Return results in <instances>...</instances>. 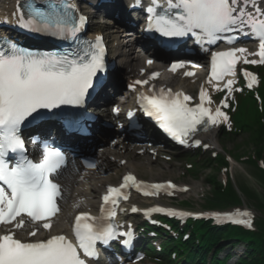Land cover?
<instances>
[{
    "label": "snow or ice",
    "instance_id": "6c2138e0",
    "mask_svg": "<svg viewBox=\"0 0 264 264\" xmlns=\"http://www.w3.org/2000/svg\"><path fill=\"white\" fill-rule=\"evenodd\" d=\"M141 0H136L139 6ZM147 29L165 38L184 37L189 34L200 42L214 44L222 34L240 33L258 39V50L248 53L244 47H230L211 54V77L222 78L235 75V66L242 58L244 63H264V0H149L145 9ZM17 23L24 29L73 42V50L63 52H38L8 43L0 47V264H87L85 258L96 257L97 242L107 244L118 237L128 244L131 230L119 232L111 221L115 217V205L123 195L122 189H141L138 181L128 173L119 187L109 186L103 200L113 205L106 217H93L81 212L75 216L73 233L75 243L65 235H50L46 239L31 241L17 238L15 229L26 223L42 221V227L51 230L50 217L59 211L56 199L61 187L50 176L57 173L65 163L64 154L57 148L43 145L38 161L29 158L21 127L40 109H55L60 105H80L93 87V79L104 70L105 47L102 37L93 40L79 39L87 18L79 14L70 0H24L18 2ZM228 37V43H233ZM259 56L249 60L245 56ZM148 64L152 61L148 60ZM184 63L173 64L171 70L183 67ZM186 72L185 75H192ZM152 73V77L158 76ZM248 86L255 81L252 73ZM137 80L135 84H147ZM211 83V79L209 80ZM234 80L224 85L229 93ZM134 88V85H129ZM206 91L200 92V103L190 107V96L171 89H160L159 93H140L139 102L143 112L154 118L163 130L181 144L188 143L198 126L207 127L227 121V115L219 107L213 112L204 106ZM211 101L209 100V103ZM225 104V101H221ZM225 106H227L225 104ZM118 112L119 109H114ZM129 116L133 113L130 111ZM35 142V141H33ZM200 145V140H195ZM204 147H208L207 144ZM88 167H95L88 164ZM144 195H157L160 189L175 188L174 184H151ZM186 190V189H185ZM128 199L127 195H123ZM104 208L102 207V212ZM133 212L138 211L136 207ZM149 211L167 212L173 216L189 213L156 207ZM217 219L232 220L234 213H214ZM246 219L236 220L252 227L251 213H243ZM36 237L34 228L28 233Z\"/></svg>",
    "mask_w": 264,
    "mask_h": 264
},
{
    "label": "rangeland",
    "instance_id": "374dc122",
    "mask_svg": "<svg viewBox=\"0 0 264 264\" xmlns=\"http://www.w3.org/2000/svg\"><path fill=\"white\" fill-rule=\"evenodd\" d=\"M6 9V8H5ZM110 21V20H109ZM108 21V22H109ZM112 23V22H109ZM111 27H106V26H101L100 29L102 31H105L106 33H111L114 34V30L117 29L116 24L110 25ZM113 45V42H112ZM264 71V68L259 69V78L262 75V72ZM183 87L189 89L190 91L194 85L189 84V82L182 83L181 84ZM245 112L249 113L250 112V117H252L253 121L251 122L250 127L256 126L257 124L260 126L262 124V119H264V80H261L259 83V89L256 92L255 96V101L248 96L246 93H241L237 95V104L235 105L234 108V115H233V128L232 132H234L237 127L240 128V124L237 125L238 120L240 119V113ZM228 112H225V114ZM229 117V116H227ZM249 120V118H247ZM230 123L227 121H224V126L222 129H219V131L214 133L213 136V142L214 145H212V149L209 151V154H221L224 157L226 156H231L235 162L233 161L231 163V169L227 167V170H224V166L218 163L216 160L212 161L210 160L209 163H207L206 158L207 157H202L200 158L201 163L195 162V159L191 156H186L188 155L187 153H176L174 151H171L169 148H164V149H159L156 154H150L147 152L146 145L144 144V141H141L139 143L136 142H130L133 145L140 144L141 146L138 147H125V149L120 148V143H118V136H116L115 132H110L111 134L108 136L110 140L107 145L105 143L107 142L106 139H102L100 143L97 145V149H103L107 148L108 150L115 151L118 150L122 153L120 155L126 157L128 159H124L123 157L121 158L120 156L114 157L112 155H108L109 160H106L110 165L106 167L99 166L96 168L97 170H94L93 172L96 173L97 177L102 178L105 176L108 172L109 173V180L116 183L118 176L122 173L123 168H117L115 170H110L119 166H122L126 164L129 166V170L134 171L140 178L146 179V180H165V179H170L173 180L179 184H185L188 185L190 188V191L186 192L185 194L179 196L176 200L170 202L173 203L174 205L181 206L185 203V200H188L190 203V206H187L188 208L192 210H198V211H206L208 209H217V210H223V211H234L236 206L233 204L227 205L229 208H207L205 207L208 203L206 199L209 196L213 195V186L208 182L209 178L212 176H215L219 182H221L226 174L229 175L230 179L231 177L233 178L234 182H239L240 183V188H242V191L244 193H248L250 191V187L256 189V191L263 193V188L261 187V184L257 179H254L251 174V170L254 166V164L250 162H246V157L251 154L254 149H255V144L253 143L252 140V132H248L246 130H241L237 132L236 134H227L223 135L226 130L229 129ZM222 130V131H221ZM221 131V132H220ZM147 141V140H146ZM121 142L124 143V140L121 138ZM125 144H128L127 142ZM139 149H142V152L139 151ZM128 151V153H127ZM116 152V151H115ZM117 153V152H116ZM237 156H236V155ZM167 157L164 159L162 156ZM132 156H137L132 158ZM236 156V157H235ZM139 157V158H138ZM121 159L125 160L124 163L121 162ZM123 160V161H124ZM199 160V159H198ZM253 163H257L256 160L252 161ZM105 166V164H104ZM136 166V167H135ZM95 168V167H94ZM120 170V171H118ZM126 170V169H124ZM118 171V172H117ZM226 171V172H225ZM117 172V173H116ZM196 172V175L192 176L193 173ZM88 174L90 175L89 180L84 183H78L81 187H84L86 197L83 199L86 202H94V195L95 193L92 191L91 184L98 183V181H92L91 179L95 175L94 173H91L88 171ZM210 176V177H209ZM255 176L258 178L260 175L258 172L255 173ZM103 179V178H102ZM262 181V180H261ZM99 185L101 186V181H99ZM232 182V181H231ZM77 185V183H76ZM250 187H249V186ZM75 186V184H74ZM95 186V187H97ZM80 187V188H81ZM73 188H70L72 190ZM71 192V191H70ZM70 195V193H69ZM85 195L82 193L80 197ZM264 198V195H262ZM67 198V196H66ZM244 199V204L245 206H251L254 207L253 205V198L252 199H247L243 197ZM69 200V199H68ZM66 200L64 202V206L61 207V209H64L60 216L58 221L54 224L58 223H65L69 217L71 216L69 209L67 206L71 207L72 202L70 201L69 203ZM185 206V205H184ZM245 206H243L245 208ZM255 208V207H254ZM151 256L155 257L156 254L154 252H151ZM242 253V252H240ZM226 255L225 251H222V254L218 257L219 259H222ZM178 257L176 260L172 261L174 262L173 264H177L179 261ZM181 262V259H180ZM139 264H170V261L168 260V256L162 257V262H156V261H149V262H143Z\"/></svg>",
    "mask_w": 264,
    "mask_h": 264
},
{
    "label": "bare ground",
    "instance_id": "6f19581e",
    "mask_svg": "<svg viewBox=\"0 0 264 264\" xmlns=\"http://www.w3.org/2000/svg\"><path fill=\"white\" fill-rule=\"evenodd\" d=\"M16 0H10V4L8 7L6 6V10L8 9L9 11L10 10H13L15 7H14V4H15ZM123 3V2H122ZM122 3H120V0H111V2L107 5V8L109 10V13L114 15V14H118V13H121L123 14V6H122ZM125 19L126 17H121L119 23L121 22L124 27L126 26L125 24ZM121 25V24H120ZM130 28H124V29H121V30H117L115 31L114 34H110L108 35V37H113L114 40L117 41V54L120 55V58L118 60V63H117V67H116V70L118 69H122V74L126 77H135L136 75V69H135V64L136 62L131 59V55L135 54L137 52V50L135 49V44L136 43H139L138 39H139V31L137 30V28H134L133 26V23L130 22L129 24H127ZM156 66V62L154 61L153 64H152V68H154ZM179 81V85L181 82H190L188 79H182V78H178ZM172 82V81H170ZM222 119V118H221ZM214 131H211V134H208L205 136L206 140H207V143H211L212 145L214 144L213 142V136H214ZM120 142V141H119ZM130 144L126 145V144H121L120 148H123L125 149V147H129ZM117 153H116V152ZM115 151H111V150H108L107 148H103L101 150H98L97 153L95 154V167L98 168L99 166H102V167H106L108 165H110L106 160H109L110 158H108V155H112L114 157H117L118 155H120V151L118 150H115ZM128 153V151H127ZM128 156V155H127ZM126 156V157H127ZM120 157H123L124 159H128L130 158V156H128V158L120 155ZM134 157H137V156H132V158ZM139 158V157H138ZM111 160V159H110ZM105 164V166H104ZM136 167V166H135ZM117 168H123L121 170L124 171H132V170H129V166H127L126 164L122 165V166H119V167H116V168H113V169H110V170H115ZM126 169V170H124ZM120 171V170H118ZM117 171V172H118ZM116 172V173H117ZM109 173L111 172H108L105 176H103L102 178L100 177H97L96 175L93 176V178L91 179L92 181H98V183H95V184H92L91 188H92V191L97 192L99 191L100 189L103 188V186L105 184H110L111 180L110 181H107L111 178H109ZM134 173V171H133ZM90 178V175L88 174V171L87 169L86 170H83L82 171V177L81 179L83 181H88ZM61 179V183H62V187H63V192L64 194L66 193L67 195V198H65V201L68 200L67 202L69 203L70 201H73L72 204H71V207L70 206H67V208L69 209L70 211V214L71 216L69 217V219L64 223H58L56 225H54L58 219H59V216L60 214L58 215V217L55 219L54 221V224H53V227H52V231L55 232V233H58V232H66L68 230V225L71 221V219L73 218V216H75V214L78 212V211H81V210H88L92 207V203L90 202H86L82 199V197H85L87 193H85V190L84 189H81L78 184L77 186L75 185H72V184H76L77 181H76V178L74 176H72L71 174L69 175H63L60 177ZM99 181H101V186H97L99 185ZM84 184V182H83ZM97 186V187H95ZM70 188H73L72 190H70ZM84 188V187H83ZM71 191V192H70ZM70 193V195H69ZM82 193H84L85 195H83L82 197H80L82 195ZM142 200H139L137 198H132L131 200V203L129 204V208L128 210L131 208L132 205H135L136 207H141L143 206L142 205ZM64 206V205H63ZM127 210V211H128ZM125 216L128 217V219L130 217H133L129 214V212L125 213Z\"/></svg>",
    "mask_w": 264,
    "mask_h": 264
},
{
    "label": "trees",
    "instance_id": "16d2710c",
    "mask_svg": "<svg viewBox=\"0 0 264 264\" xmlns=\"http://www.w3.org/2000/svg\"><path fill=\"white\" fill-rule=\"evenodd\" d=\"M264 115V113L262 114ZM244 120V121H243ZM242 123L244 122L246 127H249L247 119L245 116L241 118ZM252 132V140L255 146V158L264 160V119H262V124L259 126L250 127ZM254 158L250 157L248 161H253ZM221 163L227 164L223 157L219 158ZM257 167V166H256ZM259 172L264 176V170L259 169ZM210 177V176H209ZM215 189L216 198L211 200V204L224 201L225 199L231 200L233 203L239 202V196L235 192L232 185L229 183L227 187L220 184L215 176H212L208 180ZM210 199H208L209 201ZM257 205L264 208V198L255 197ZM192 227H195L197 234H202V241L204 247L208 248L211 245H215L217 242V234L220 233V229L210 228V226L205 225L203 222L192 223ZM259 232L257 233H246L237 229H229L227 233L230 237H233L236 242L245 241L249 244V254L246 258H243L241 264H264V220L260 222L258 226Z\"/></svg>",
    "mask_w": 264,
    "mask_h": 264
}]
</instances>
